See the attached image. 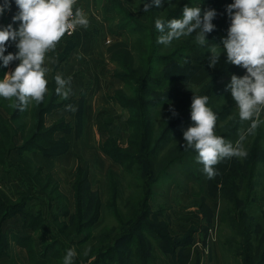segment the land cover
Returning a JSON list of instances; mask_svg holds the SVG:
<instances>
[{
    "label": "rangeland",
    "instance_id": "rangeland-1",
    "mask_svg": "<svg viewBox=\"0 0 264 264\" xmlns=\"http://www.w3.org/2000/svg\"><path fill=\"white\" fill-rule=\"evenodd\" d=\"M100 1L97 15L87 13L91 26L95 25L97 30L81 27L79 43L76 41V47L72 43L78 36L76 31L71 35L66 33L63 37L61 46L64 47L62 51L64 59L71 54L65 65L75 68V74L62 76L65 79L71 77L69 97L63 99L58 95L54 107L44 111V126L57 130L48 132L49 134L44 133L45 137L42 139L39 135L37 138L35 136L36 139L34 135L31 137L32 140L35 139L32 145L46 144L49 150L66 148L64 153L47 156L39 149H21L28 144L27 139L24 138L32 133L31 128L37 121L34 115L36 110L34 107L37 103L32 101L15 121H11L12 111L18 108L14 106L17 101L15 98L10 100L0 97V264H63L68 249L76 251L73 264H94L108 248L103 246L107 242V235L111 238L114 233L128 231L120 230L114 213L103 206L100 218L93 227L80 236H74L75 240L71 241L68 237L71 233L68 226L76 210L74 189L78 167L81 166L89 171L91 187L99 192L103 203L107 199L110 169L122 175L125 173L123 166L101 149V146L114 140L126 146L131 119V109L116 99L121 91L122 93L125 91L126 97H129L131 89L119 77L122 69L118 62L111 58L109 48L124 42L135 44L139 36H142L140 30L145 28L144 25L147 24L151 14V10L144 11L143 4L146 3L144 0ZM190 1L176 0L171 10L174 12L181 9L182 13L172 18H182L186 5L201 6L202 3L212 0L197 2L193 0V3ZM214 1L226 2L225 5L223 4L226 11L230 5V0ZM75 7L80 8V5L76 3ZM160 15L156 16V19L165 21L168 17L164 15V19ZM227 15L231 21L228 11ZM90 16L98 18L97 21L90 19ZM100 21L102 28L99 25ZM160 35L159 32L157 40ZM227 35L228 32L224 28L215 27L207 34L208 41L203 45V49L190 54L189 63L183 61V66L168 67L171 77L181 80L164 89L165 92L173 93L175 102L184 91H198L207 80L213 78L214 71L226 65L227 54L223 51L222 41ZM195 36L196 33L181 37L167 46L159 44L162 48L160 54H169L172 46H175V41L176 43L179 40L196 41ZM210 49L217 53L221 52L214 67L210 64L213 56ZM133 52L137 65L142 59L136 50ZM73 54L75 55L71 60ZM78 57H81V60H78ZM17 64L14 66L11 63L5 67L2 63L0 79L11 66L14 70ZM238 67L241 72L235 75H245L246 69L242 66ZM173 70L174 73H171ZM63 73L66 74V69ZM53 80L55 77H52L51 81ZM229 81L230 75L226 74L221 78L220 83ZM51 91L48 89L46 94L50 95ZM219 101L221 102V99ZM69 105L75 108V111L70 110ZM165 116V110L160 115L155 114L154 125L159 126ZM261 118L264 125V113L261 114ZM250 123L241 133L244 136L241 141L243 148L253 134L247 133ZM181 128H185V125ZM188 128L182 129L179 135H172V141L163 151L169 150L176 144L185 147L184 132ZM241 135L237 141L240 140ZM51 139L56 140L57 143L53 144ZM8 144L13 146L6 151ZM229 162L230 158H225L218 163L217 174L213 178H217ZM260 166L264 170V163ZM49 175H52V180ZM171 178V180L163 179L158 183L155 198L151 201L153 211L158 213L152 214V218L155 217L158 224L167 225L170 233L166 234V231L160 229L165 236L157 243L155 241L154 253L157 258L148 260V264H243L241 258L233 259L222 253L219 238L224 239L225 235H229V231L221 223L219 213L222 203L219 194L212 195L208 186L197 180L188 179L182 168L175 169ZM128 180L130 184H137L130 175ZM55 181L58 183L56 184ZM211 184L214 182L212 181ZM257 190L260 195L257 206L264 212V174ZM120 204L123 214L127 216L129 211L127 214L126 205ZM7 215L9 216L6 217ZM4 217L6 219L2 220ZM84 238L88 240L76 243ZM48 242H55V247L48 249L46 253L45 245ZM176 243L181 245L176 246ZM135 259L132 258L133 264H137ZM108 263L107 260L103 262V264Z\"/></svg>",
    "mask_w": 264,
    "mask_h": 264
},
{
    "label": "trees",
    "instance_id": "trees-1",
    "mask_svg": "<svg viewBox=\"0 0 264 264\" xmlns=\"http://www.w3.org/2000/svg\"><path fill=\"white\" fill-rule=\"evenodd\" d=\"M144 1L151 2V0ZM191 1L193 3L202 0ZM175 2L176 0H165L163 7L160 8L153 4L147 24L144 25L143 30H140L142 36H139L135 44L124 42L109 48L111 58L118 62L123 71L120 72L119 77L131 89L129 97H126L125 91L124 93L121 91L116 96L117 101L131 109V119L129 120L128 144L122 146L114 140L101 146V149L114 161L120 163L125 173L122 175L110 169L107 199L103 203L99 192L91 187L89 171L81 166L78 167L74 189L76 210L68 226L71 232L68 237L71 241L75 240L74 236H80L93 227L100 218L102 207L105 206L111 213H114L119 222L118 228L128 231L114 233L111 238L107 235V242L103 246H108V248L94 264H103L104 260H107L108 264H133V257L136 258L135 263L137 264H148V260L157 258L154 253L155 241L157 243L165 236L160 229L166 231V234L170 233L167 225L158 224L156 218H152V214L158 213L153 211L151 201L155 198L158 183L163 179L171 180L175 169L182 168L188 179L205 184L211 189L212 195L219 194L220 196L221 223L229 231V235H225L224 239L219 238L223 255L233 259L241 258L243 264H264V212L257 206L260 198L257 187L264 174L260 166L264 163V125L261 123L247 140L244 147L247 156L230 158L229 164L217 178H209L204 172V166L197 161L198 153L194 149H186L176 144L169 150L163 151L172 141V135H179L182 129L194 124L191 119L194 94L207 95L210 98L208 106L218 116L217 135L223 136L234 145L250 122L240 120L239 110L232 98L231 90L225 85L229 84L231 77L240 71L238 66L229 62H226V65L220 67L218 71H214L213 78L207 80L198 91H184L176 102L172 92L164 91L165 88L180 80L171 77L168 67L183 66V61L189 63L190 54L203 49V46L194 40H179L177 43L175 41V46H172L169 54H160L162 48L157 42L159 31L155 27L156 16L161 14L160 16L165 19L168 15L165 20L167 22L174 15L181 14V9L172 12L171 6ZM120 12L122 13L121 10ZM133 50H136L142 59L137 65ZM2 63L0 59V66ZM157 64L159 66L156 67ZM171 73H174V70ZM226 74L230 75V81L220 83L221 78ZM47 87L52 90L51 94H46L44 100L34 107L37 121L31 128L32 133L24 138L27 139L28 144L22 146L21 149L35 148L47 156H52L64 153L66 148L49 150L46 144L32 145L38 135L42 139L45 134H49L48 132L57 130L44 126V111L53 108L58 97L55 80L48 83ZM173 109L176 115H173ZM163 110L166 111V116L159 126L154 125V115H160ZM20 113L21 110L16 108L12 111L10 120L15 121ZM183 125L185 128H181ZM33 135L34 138L36 136L34 140L31 138ZM55 141L53 140V144L57 143ZM11 146L13 145L8 144L6 151ZM128 175L136 180L137 184H130ZM49 177L53 179L52 175ZM212 181L214 184H211ZM120 203L126 205L127 214L129 211L127 216L123 214ZM86 240L88 238L76 243L79 244ZM179 245L181 244L178 243L176 246ZM45 246L47 253L48 249L55 247V242H48Z\"/></svg>",
    "mask_w": 264,
    "mask_h": 264
},
{
    "label": "clouds",
    "instance_id": "clouds-1",
    "mask_svg": "<svg viewBox=\"0 0 264 264\" xmlns=\"http://www.w3.org/2000/svg\"><path fill=\"white\" fill-rule=\"evenodd\" d=\"M19 12L13 21H20L18 29L12 24L0 27V59L7 67L13 61L19 63L14 70L5 73L0 79V97L15 98L14 106L21 111L35 101L41 103L48 92L47 76L51 69L47 66V54L55 50L67 33L71 35L76 27H87L89 20L83 9L75 7L77 0H15ZM165 0H151L143 4L144 11L153 4L163 7ZM10 8V0L0 4V15ZM231 16L228 35L223 39V51L227 61L246 69L243 76L233 75L227 88L231 90L241 121H250L247 133H253L262 123L264 113V0H234L227 9ZM215 9L203 10L201 6H185L182 18H172L165 22L156 19L155 27L161 33L158 43L171 45L174 40L196 33V43L203 46L208 41L207 34L215 29L213 20ZM16 42L17 52L5 51L9 42ZM211 50V49H210ZM211 66H215L220 53L211 50ZM56 93L63 99L71 94V77L67 79L57 74ZM207 95L194 94L191 104V119L194 124L184 132L186 149H194L197 161L204 166L209 178L217 173L215 166L225 158L247 156L241 141L234 145L223 136L217 135L218 116L208 106ZM70 110L75 111L71 105ZM173 115L177 113L173 109ZM75 249H68L63 264H73Z\"/></svg>",
    "mask_w": 264,
    "mask_h": 264
},
{
    "label": "crops",
    "instance_id": "crops-1",
    "mask_svg": "<svg viewBox=\"0 0 264 264\" xmlns=\"http://www.w3.org/2000/svg\"><path fill=\"white\" fill-rule=\"evenodd\" d=\"M5 2V0H0V4H3ZM101 3L100 0H77V4L80 5V8L83 9L84 13L87 16V13L89 12L90 14L94 13L97 15L98 11H99V7L98 5ZM223 4L225 5L226 2H222V3H216L214 0H212L211 2H207V3H202L201 7L203 10H208V9H215L216 10V16L213 20V24L216 25L217 28H224L226 30V32H228L230 25H231V21L227 15V11L225 10ZM19 12V8L15 2V0H10V8H5L4 12L2 15H0V27H6L9 24H12L14 28L18 29L20 26V21H13V17L15 15H17ZM97 17V16H95ZM88 20L89 17L87 16ZM90 19H92L93 21H97L98 18H92V16H90ZM102 19V18H101ZM219 19V20H218ZM218 20V21H217ZM217 21V22H216ZM216 22V24H215ZM97 23V22H96ZM102 28V21H100L99 24ZM90 30L93 29L94 31L97 30L96 26L93 25L91 26L90 22L87 26ZM101 28H99L101 30ZM80 29L81 27L79 26L76 30L75 33H77V37L73 39V44L75 45V47L77 46V42L79 43V37H80ZM95 40H97L95 37H93ZM77 41V42H76ZM99 41V40H98ZM61 43H63V38L61 39V41L57 44V46L55 48V50L50 51L47 54V66L51 69V71L49 72L47 79H52V77H55L57 74L63 76H67V75H71V74H75V68H71L70 66H66L65 64L67 63L68 59L70 58L71 54L64 59V55L62 54L63 48L61 46ZM100 43V41H99ZM79 45V44H78ZM74 47V49H75ZM73 49V50H74ZM73 50L71 52H73ZM18 49L16 48V42H9L5 51V55H7L9 52H17ZM75 54L72 55V58L74 57ZM227 58V56L225 57ZM78 60H81V57H78ZM14 64V66L16 65V63H19L18 60L13 61L12 62ZM66 69V74L63 73V71ZM13 70V66H11L7 72ZM6 72V73H7ZM241 72V71H240ZM210 77V76H209ZM48 80V81H51ZM209 79V78H208ZM62 98V97H61ZM74 247V246H73Z\"/></svg>",
    "mask_w": 264,
    "mask_h": 264
},
{
    "label": "built area",
    "instance_id": "built-area-1",
    "mask_svg": "<svg viewBox=\"0 0 264 264\" xmlns=\"http://www.w3.org/2000/svg\"><path fill=\"white\" fill-rule=\"evenodd\" d=\"M234 3V0H231V4ZM78 27L72 32V34L77 30Z\"/></svg>",
    "mask_w": 264,
    "mask_h": 264
}]
</instances>
